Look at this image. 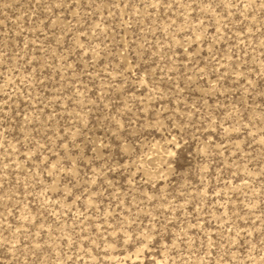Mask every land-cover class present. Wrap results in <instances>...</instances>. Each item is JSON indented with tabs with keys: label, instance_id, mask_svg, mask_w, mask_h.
<instances>
[{
	"label": "rangeland",
	"instance_id": "obj_1",
	"mask_svg": "<svg viewBox=\"0 0 264 264\" xmlns=\"http://www.w3.org/2000/svg\"><path fill=\"white\" fill-rule=\"evenodd\" d=\"M0 264H264V0H0Z\"/></svg>",
	"mask_w": 264,
	"mask_h": 264
}]
</instances>
